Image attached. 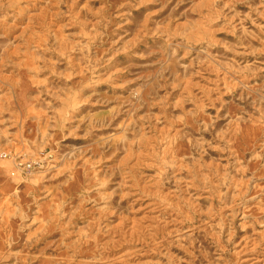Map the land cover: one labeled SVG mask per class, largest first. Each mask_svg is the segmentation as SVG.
<instances>
[{
	"label": "rangeland",
	"instance_id": "374dc122",
	"mask_svg": "<svg viewBox=\"0 0 264 264\" xmlns=\"http://www.w3.org/2000/svg\"><path fill=\"white\" fill-rule=\"evenodd\" d=\"M0 264H264V0H0Z\"/></svg>",
	"mask_w": 264,
	"mask_h": 264
}]
</instances>
